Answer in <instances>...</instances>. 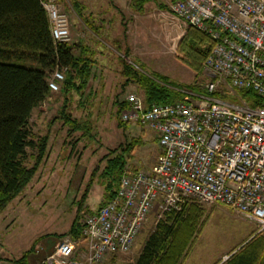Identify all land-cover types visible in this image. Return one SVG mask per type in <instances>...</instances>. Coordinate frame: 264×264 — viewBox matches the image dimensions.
<instances>
[{"label": "built area", "instance_id": "1", "mask_svg": "<svg viewBox=\"0 0 264 264\" xmlns=\"http://www.w3.org/2000/svg\"><path fill=\"white\" fill-rule=\"evenodd\" d=\"M54 40L68 38L56 0H39ZM172 12L207 32L213 43L201 70L205 91L185 90L180 99L145 103L128 91L119 119L153 130L159 150L147 166L126 168L114 193L84 214L80 236L64 235L42 261L94 264L127 250L151 212L157 220L188 199L228 205L264 233V0H172ZM65 66L46 80L57 91ZM250 88L261 101L250 106L210 94ZM155 220V221H156ZM42 245L34 246V251Z\"/></svg>", "mask_w": 264, "mask_h": 264}, {"label": "rangeland", "instance_id": "2", "mask_svg": "<svg viewBox=\"0 0 264 264\" xmlns=\"http://www.w3.org/2000/svg\"><path fill=\"white\" fill-rule=\"evenodd\" d=\"M56 1L67 18L65 41L73 43L76 52L79 40L92 47V74L81 94L72 91L65 100L59 90L52 91L30 112L31 132L48 134L47 153L30 180L0 210V264H15L11 259L32 242L33 248L41 245L40 239L51 238L45 246L47 250L32 251L38 255L29 253L28 264H38L55 240L67 235L64 232L73 217L77 218L85 207L93 208L102 201L104 187L99 173L109 149L120 150L131 136H140L139 144L129 154L122 150L123 155L128 154L124 167L147 166L154 159L157 143L153 130L133 122H127L123 129L118 123L122 120L119 111H115V99H122L128 91L142 98L137 85L123 82L119 57L142 66L144 71L165 75L173 82L195 81L192 69L174 57L176 41L187 22L172 12L171 0H146L139 8L129 0H79L81 17L90 22L93 32L81 22L75 9L69 8L68 0ZM95 39L102 41L100 49L96 42L92 43ZM208 77L200 70L196 74L197 83L205 82ZM64 100L70 116L79 124H88L87 131L69 129L68 124H61L60 118L50 120ZM34 151L26 148V163H32ZM83 188L87 193L77 204ZM194 201L201 206L200 218L204 223L194 233L184 259L190 254L214 255L235 248L249 226L248 218L223 203ZM155 220L152 212L148 214L127 250L105 254L94 264H133ZM252 224V232H256Z\"/></svg>", "mask_w": 264, "mask_h": 264}, {"label": "trees", "instance_id": "3", "mask_svg": "<svg viewBox=\"0 0 264 264\" xmlns=\"http://www.w3.org/2000/svg\"><path fill=\"white\" fill-rule=\"evenodd\" d=\"M145 1L129 0V3L139 8ZM67 3L69 8L72 6L75 9L81 22L93 32L90 22L81 17V2L68 0ZM212 43L213 38L207 32L187 23L176 41L174 57L192 69L195 81L173 82L165 75L144 71L142 66L119 57L123 82L130 81L137 85L145 103L180 99L185 90L205 91L202 84L197 83L196 74L201 70ZM77 46L76 52L73 50V43L54 40L51 37L39 0H0V210L30 180L38 163L47 153V132L34 135L28 119L32 108L52 92L47 85L48 72L56 65L65 66L58 89L65 100L72 91L81 94L87 84L91 75L92 53L88 52L90 50L85 44ZM232 90L233 95L219 90L209 93L234 100L237 94L250 106L261 101L250 88L233 87ZM65 100L50 120L60 118L61 124H68L69 129L79 128L87 131V123L79 124L77 119L67 112ZM114 103L116 112L125 105L123 98L115 99ZM119 122L125 129L127 122ZM139 141L140 136H131L120 150L112 148L107 151L99 173L104 187L102 201L114 193L120 174L127 168L124 167L125 158ZM26 148L35 149L31 154L33 161L30 164L26 163ZM122 150L128 154L123 155ZM83 189L76 200L77 204L87 193L86 188ZM91 209L85 207L77 218L73 217L64 233L70 234L72 238L79 237L83 216ZM201 213V206L193 198L186 200L178 210L164 212L147 233L133 264H181L194 233L198 232L204 223L200 218ZM32 243L19 256L12 258V262L28 264V255L34 250ZM35 254L39 253H33ZM38 264L45 263L41 260Z\"/></svg>", "mask_w": 264, "mask_h": 264}, {"label": "crops", "instance_id": "4", "mask_svg": "<svg viewBox=\"0 0 264 264\" xmlns=\"http://www.w3.org/2000/svg\"><path fill=\"white\" fill-rule=\"evenodd\" d=\"M107 7L108 6L106 5V8ZM95 42L98 44V47L100 49L101 45L103 44L102 41H100L99 39H95L94 41H92V43ZM79 43V46L81 44H85L90 50L88 52H91L92 47L88 46V43L86 41L79 40ZM158 150L159 146L157 144L156 153L158 152ZM247 220L249 221V226L245 229L241 241L237 243L235 248H232L229 252L222 251L220 253L217 252L214 255H210L209 253L203 252H200L199 254H190L184 259V261H182L181 264H237L238 261L239 264H264V233L252 232V221L249 219ZM48 239H45L44 241L42 239L39 240V243H41L43 249H46L45 246L48 242L51 241V238ZM73 239L77 240L78 238Z\"/></svg>", "mask_w": 264, "mask_h": 264}]
</instances>
